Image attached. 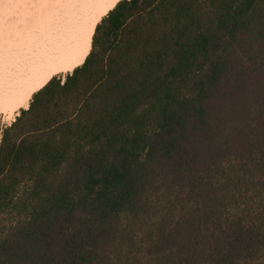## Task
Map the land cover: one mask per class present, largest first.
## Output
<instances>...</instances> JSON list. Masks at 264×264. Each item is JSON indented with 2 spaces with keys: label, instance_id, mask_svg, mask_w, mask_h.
<instances>
[{
  "label": "snow or ice",
  "instance_id": "1",
  "mask_svg": "<svg viewBox=\"0 0 264 264\" xmlns=\"http://www.w3.org/2000/svg\"><path fill=\"white\" fill-rule=\"evenodd\" d=\"M5 4L21 6L22 14L7 35L0 19V156L21 144L30 150L16 166L0 164V264H139L137 254L156 247L196 257L182 264H264V243L234 240L231 228L248 221L247 231L257 218L264 224V0H0ZM106 24L121 29L116 44L106 43ZM221 61L259 68L258 112L255 72L243 113L230 74L220 90L203 93ZM48 65L57 67H48L44 83L27 87ZM70 82L80 87L69 102L62 92ZM50 93L57 96L51 103ZM6 94L26 99L5 118ZM177 114L178 128L164 123ZM25 116L41 123L13 138ZM96 121L98 130L85 131ZM126 141H142L140 171L129 198L105 213L95 194L85 198L84 177L98 155L118 165ZM205 208L229 225L215 244L183 228L185 213ZM37 210L38 235L22 239L20 225L31 224Z\"/></svg>",
  "mask_w": 264,
  "mask_h": 264
},
{
  "label": "trees",
  "instance_id": "2",
  "mask_svg": "<svg viewBox=\"0 0 264 264\" xmlns=\"http://www.w3.org/2000/svg\"><path fill=\"white\" fill-rule=\"evenodd\" d=\"M120 13L117 12L115 20L118 22ZM131 17H129V20ZM127 23V21H125ZM107 36L105 37L107 44H116L119 40L120 28H114L112 24L105 25ZM113 32L117 35L113 36ZM207 47L206 41H201L199 48L203 50ZM93 67L96 68V73L99 74L98 63ZM255 72V79L251 82V86L255 91L254 102L259 110L261 101V79L259 68H254L251 71L245 70L244 68L234 69L227 62L221 61L217 63L213 69L209 72L207 79L202 84V91L205 95H210L214 91L220 90V86L224 82L226 74H230L232 82L236 85L234 91L237 96H243L244 99L238 102V109L243 113V107L248 102L247 89L249 87L251 73ZM87 74V73H85ZM78 79H80L78 77ZM40 86V84H39ZM38 86V87H39ZM80 87L79 84L73 85L69 83L67 90L62 92L64 100L71 101L73 94ZM53 89H57L55 84L52 85ZM57 91H60L57 89ZM103 91V89L101 90ZM49 103L55 101L57 96L55 93L46 94L45 97ZM201 119L205 118V114L201 113ZM181 114L174 116H165L164 123L171 125L174 128H178L181 122ZM258 120V116H257ZM39 124L41 121H30V117L25 116L22 121L11 130L10 136L18 139L19 136H23L29 129L30 124ZM99 121H96L85 128L88 130H98ZM19 134V136L17 135ZM58 135V133H57ZM174 137L169 136L167 138V145L170 148ZM142 141H126L121 145L122 159L118 165L106 164L103 155H98L92 162L90 171L84 177V190L85 198L95 194V198L101 207V211L105 213H111L121 206L130 195V189L133 187V181L136 178L137 173L140 169L137 167L138 160L136 157V151L140 148ZM256 143L259 144V126L257 124L256 130ZM30 150V145L21 144L18 151L12 152L10 155L0 156V164L16 166L21 158ZM39 194V189L33 196L35 199ZM217 195H224V193H218ZM28 211L27 206L17 213L18 216H22ZM181 211V205L179 201L173 206L174 215H178ZM43 214V210H37L34 212L33 222L31 224H21L19 235L22 239H29L38 235L39 221ZM248 221H242L238 224L234 223L231 225L233 230L232 238L234 240L247 241L249 243L260 245L264 243V224H261L259 218L256 219L252 226L247 230H243V225L247 224ZM3 226L7 229L10 226V218L3 221ZM229 225L225 223V219L222 215H217L211 208H205V210H197L190 214L185 213L183 217V228L198 240L202 241L205 245L215 244L217 242V236H223L224 229L228 228ZM7 247V246H6ZM131 259V258H130ZM196 257L191 255H184L176 253H169L167 248L156 247L152 252H146L143 255L137 254L135 260L139 264H182L184 260H193Z\"/></svg>",
  "mask_w": 264,
  "mask_h": 264
},
{
  "label": "bare ground",
  "instance_id": "3",
  "mask_svg": "<svg viewBox=\"0 0 264 264\" xmlns=\"http://www.w3.org/2000/svg\"><path fill=\"white\" fill-rule=\"evenodd\" d=\"M105 10V7L103 5L98 6L97 11L98 12H103ZM22 14V7L17 6V5H0V19L4 21V26H5V34L7 35V32L10 27H12L15 23L16 20L20 19ZM69 62L61 63L58 65V67H68ZM48 67L52 68V71H55V67L53 65H48L47 67H44L42 69H37V75L33 78V81L27 85V87L32 88V90H35L39 84L43 83L47 75L50 73L48 72ZM26 99L25 97L22 98H16L13 95L6 94L4 98L5 105H7L9 109V113L11 115L12 110L23 100Z\"/></svg>",
  "mask_w": 264,
  "mask_h": 264
},
{
  "label": "rangeland",
  "instance_id": "4",
  "mask_svg": "<svg viewBox=\"0 0 264 264\" xmlns=\"http://www.w3.org/2000/svg\"><path fill=\"white\" fill-rule=\"evenodd\" d=\"M43 83H41V84H43ZM3 107H4V110H5V118H6L8 115H10V113H9V109H8L7 105H5L4 101H3Z\"/></svg>",
  "mask_w": 264,
  "mask_h": 264
}]
</instances>
